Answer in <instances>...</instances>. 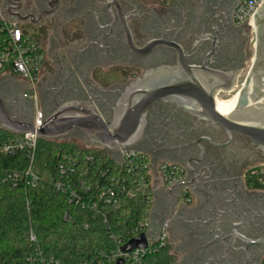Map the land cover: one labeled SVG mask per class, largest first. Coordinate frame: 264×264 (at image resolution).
Returning a JSON list of instances; mask_svg holds the SVG:
<instances>
[{
	"label": "flooded vegetation",
	"instance_id": "1",
	"mask_svg": "<svg viewBox=\"0 0 264 264\" xmlns=\"http://www.w3.org/2000/svg\"><path fill=\"white\" fill-rule=\"evenodd\" d=\"M54 1L35 0L32 6L20 0L17 5L20 18L38 19L54 10L36 27L52 19L54 30L65 25L73 40L78 26V45L61 57L56 55L59 44L49 39L46 60L54 59L56 72L38 83L46 114L68 103H89L110 120L127 87L138 79L153 85L190 73L200 82L199 98L178 100L198 111L209 104L212 92L216 105L239 95L249 75L250 69L233 96L249 43L233 19L237 0H164L157 7L144 0H117L118 5L113 0ZM155 40L161 43L147 50ZM6 86L0 87L2 98L16 104L12 110L6 103L8 112L32 120V102L23 98L21 88ZM143 114L139 147L154 161L178 163L187 172L183 183L159 192L156 207L159 223L170 216V248L175 244L180 264H264L260 155L238 135L231 140L202 114L192 115L177 104L158 100ZM70 137L86 140L77 129ZM185 188L189 202L181 195Z\"/></svg>",
	"mask_w": 264,
	"mask_h": 264
},
{
	"label": "built area",
	"instance_id": "2",
	"mask_svg": "<svg viewBox=\"0 0 264 264\" xmlns=\"http://www.w3.org/2000/svg\"><path fill=\"white\" fill-rule=\"evenodd\" d=\"M19 1L0 0V80L7 78L12 82L27 83L22 96L32 102L34 117L31 123L34 132L22 135L11 133L13 136L0 144V155L24 154L28 159L25 169L3 170V182L12 187L27 185L36 188L45 179L67 196L70 206L89 211L93 217L108 224L109 229L113 212L123 211L132 200L142 195L147 204H152V209L149 219L140 222L132 231L131 235L135 236L127 240L111 233V238L115 241L112 247L78 264H156L148 259L170 247L171 224L170 218H163L158 225L155 223L158 213L154 214L153 211L158 203V194L161 190L170 191L183 183L187 177L185 167L167 160L155 162L150 154L135 149L120 148L118 153L112 154L88 141L89 145L84 146L85 148L106 151L109 156L107 160H112L117 166L97 163L93 154L83 156L80 153L65 152L55 171H49L48 178L37 174L35 163L40 140L37 131L46 121L38 83L47 53L44 43L38 38L37 30L33 28L34 31H30L28 26L36 27L39 23L33 24L30 18L23 20L18 17ZM263 6L264 0H237L233 19L239 26H248L256 34V16ZM260 169L264 186V163L260 165ZM181 195L189 202L190 193L187 188L183 189ZM65 218L69 219L68 213ZM89 227L90 223L86 222L85 228ZM150 231L153 232L148 235ZM142 234L147 236V246L126 250L129 243ZM31 241L36 242L33 233ZM36 264L61 262L53 256L40 253Z\"/></svg>",
	"mask_w": 264,
	"mask_h": 264
},
{
	"label": "trees",
	"instance_id": "3",
	"mask_svg": "<svg viewBox=\"0 0 264 264\" xmlns=\"http://www.w3.org/2000/svg\"><path fill=\"white\" fill-rule=\"evenodd\" d=\"M27 1L36 3L35 0ZM32 28L37 30L38 38L45 41V29ZM12 136L11 132L0 128V144ZM44 148L49 153L46 167L52 172L65 152L83 156L93 154L97 163L117 166L112 160H107L106 151L88 149L76 141L40 139L38 150ZM27 166L28 159L24 154L0 155V264H36L40 253L53 256L61 264H78L112 247L115 241L111 233L130 240L135 236L131 233L138 224L150 217L152 204H147L139 195L128 208L113 212L109 229L108 224L93 217L89 211L70 206L67 196L45 179L36 188L27 185L12 187L3 182V170H20ZM66 213L69 219L65 218ZM86 222L90 223L88 229L85 228ZM31 233L35 235L36 242L31 241ZM148 261L178 264L170 247L150 256Z\"/></svg>",
	"mask_w": 264,
	"mask_h": 264
},
{
	"label": "water",
	"instance_id": "4",
	"mask_svg": "<svg viewBox=\"0 0 264 264\" xmlns=\"http://www.w3.org/2000/svg\"><path fill=\"white\" fill-rule=\"evenodd\" d=\"M57 2L58 0L51 2V4ZM113 3L118 5L117 0H113ZM54 12V10L44 12L38 19H35L33 15H29L23 20L30 18L33 24H38L42 17H49ZM255 25L256 44L253 63L242 91L235 103L227 109L226 115L218 111L214 92L210 93L209 104H205L198 111L193 106L190 107L180 103L178 100L180 97L188 100H198L199 97L195 94V91H202L200 82L192 73L187 76L184 75V78H166L153 85L147 84L145 79H138L127 87L121 101L114 108V115L110 120L104 119L92 104L68 103L56 108L51 114L45 113V125L37 131L38 137L45 140L59 141L68 139L72 132L77 129L84 134L87 141L105 148L112 154L118 153L120 148L135 149L148 153L139 147L146 125L143 112L149 105L161 100L177 104L192 115L199 116L202 114V117L208 122L224 129L231 140L238 135L242 138L243 143L247 142L260 155L261 159L258 162L264 163V6L256 16ZM160 43L161 41H152L146 49H152ZM143 51L140 50L139 52ZM182 66L188 70L191 68L183 64ZM31 121L12 116L0 94L1 128L13 134H27L34 132ZM156 207L157 204L153 211L154 214L158 213ZM166 218H170V216ZM157 220L155 223L158 225L160 223ZM152 232L150 231L148 235ZM146 246L147 236L142 234L132 240L126 250L131 251Z\"/></svg>",
	"mask_w": 264,
	"mask_h": 264
},
{
	"label": "rangeland",
	"instance_id": "5",
	"mask_svg": "<svg viewBox=\"0 0 264 264\" xmlns=\"http://www.w3.org/2000/svg\"><path fill=\"white\" fill-rule=\"evenodd\" d=\"M163 1L164 0H147L146 4H149V5H152L154 7H157V6H161L163 5ZM171 0H168L167 2H169ZM33 5H36L35 3H32V6ZM45 29V41H43L44 43V46H45V49H46V53L48 52L49 50V39L50 37H53L54 40L56 41V43L59 44V49L57 51V56H62L63 54H65V52L67 51H71L74 49L75 46L78 45V37L76 36V32H77V27H73L74 30V40L72 39L71 36H69L68 34L65 33V25L61 24L60 28L58 29V31H55L54 30V21L51 19V20H48L46 22H43L42 24ZM30 31H34L33 28L30 27ZM243 31L245 32V34L248 36L249 38V43H248V49H247V52H248V59H247V63L245 65V71L244 73L242 74L240 80H239V83H238V88H236V91L233 92V96L235 94H237V92L239 91V89L241 88V85L244 81V78L247 74V72L249 71V69L251 68L252 66V63H253V59H254V56H255V44H256V34L253 33L252 29H250L248 26H243ZM58 33V35H57ZM80 45V44H79ZM50 48H51V45H50ZM56 63L54 62V59L51 57V58H47L46 60V63L44 65V70L41 74V78H45L47 77V75H55V72H56ZM49 73V74H48ZM9 83V84H8ZM6 83V87L8 88L9 86L10 87H13L14 89H18V88H21L23 89L24 88V85L23 84H12L10 82ZM9 89H7L6 91H8ZM0 92L1 89H0ZM8 94L10 93V90L7 92ZM5 96V95H4ZM11 96V94H10ZM233 96L231 97H228L229 99L232 98ZM5 103H9V104H12L10 105V107L12 108V110H14L16 108V104L12 101H9V99L5 100ZM18 103V102H16ZM18 105V104H17ZM7 106V105H6ZM19 118V117H18ZM26 120V119H24ZM61 142H64V141H76L78 142L79 144H81L82 146H86V145H89L88 144V141L87 140H84L83 138H78V137H69L68 139H62V140H59ZM48 150L47 149H41L39 150L38 154H37V158H36V163H35V172L39 175H41L42 177H45V178H48L49 177V171H48V168L46 167V164H47V158H48ZM176 246L175 244L173 246H171V251L173 254L176 255L177 257V261H178V264H180V258H179V255L176 253Z\"/></svg>",
	"mask_w": 264,
	"mask_h": 264
},
{
	"label": "bare ground",
	"instance_id": "6",
	"mask_svg": "<svg viewBox=\"0 0 264 264\" xmlns=\"http://www.w3.org/2000/svg\"><path fill=\"white\" fill-rule=\"evenodd\" d=\"M256 27V25H255ZM238 95H236V97L232 98L231 100L228 101H221L220 99L217 101V109L218 111L223 114L226 115L227 109H229L237 100Z\"/></svg>",
	"mask_w": 264,
	"mask_h": 264
},
{
	"label": "crops",
	"instance_id": "7",
	"mask_svg": "<svg viewBox=\"0 0 264 264\" xmlns=\"http://www.w3.org/2000/svg\"><path fill=\"white\" fill-rule=\"evenodd\" d=\"M8 82H10L12 84H23L24 85V88L22 90H24L27 87V83L26 82H16V81L15 82L14 81L12 82V81H9V79H7V78H5V79L3 78V79L0 80V87L1 86H5L6 83H8Z\"/></svg>",
	"mask_w": 264,
	"mask_h": 264
}]
</instances>
